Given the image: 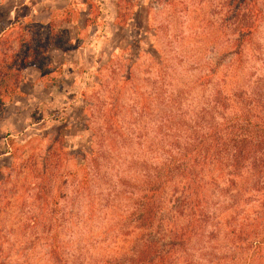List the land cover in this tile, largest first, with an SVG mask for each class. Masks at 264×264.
<instances>
[{"label":"rangeland","instance_id":"374dc122","mask_svg":"<svg viewBox=\"0 0 264 264\" xmlns=\"http://www.w3.org/2000/svg\"><path fill=\"white\" fill-rule=\"evenodd\" d=\"M0 22V59L30 36L48 56L0 108V264H136L161 250L170 213L180 221L168 161L217 90L227 117L264 99V0H0ZM244 175L234 201H211L257 217L260 240L264 173ZM195 252L193 264H264V241L237 245L231 226Z\"/></svg>","mask_w":264,"mask_h":264},{"label":"trees","instance_id":"16d2710c","mask_svg":"<svg viewBox=\"0 0 264 264\" xmlns=\"http://www.w3.org/2000/svg\"><path fill=\"white\" fill-rule=\"evenodd\" d=\"M29 25H32L31 21ZM251 26L252 23L247 26L248 32L252 30ZM31 41L30 36L22 48L10 52L8 61L0 59V80H4L3 84L0 82V108L4 98L16 90L24 67L33 65L43 71L40 61L48 56L35 46L31 47ZM53 43L50 38L47 39L50 47H60V42L58 45ZM228 99L221 89L217 90L209 119L197 120L195 135L180 156L170 159L162 170L166 182L177 179L180 190L175 187L178 194L172 206L180 221L176 223V218H172L170 213L168 244L159 251L155 243L150 244L138 256L136 264H193L197 247L210 244L227 226H231L233 241L237 245L250 240L264 241V235H260V240L254 239L261 226L257 217H227V203L223 205L220 201L216 204L211 201L225 195L234 201L240 194L241 186L245 189L243 179L246 169L254 179L264 173V99L258 96L253 106L247 107L249 109L244 108L241 113L227 117L224 109ZM160 186H165V182L159 179L153 192H157ZM235 187L238 188L234 191Z\"/></svg>","mask_w":264,"mask_h":264}]
</instances>
